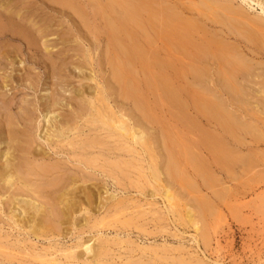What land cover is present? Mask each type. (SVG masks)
Returning a JSON list of instances; mask_svg holds the SVG:
<instances>
[{
  "label": "rangeland",
  "instance_id": "1",
  "mask_svg": "<svg viewBox=\"0 0 264 264\" xmlns=\"http://www.w3.org/2000/svg\"><path fill=\"white\" fill-rule=\"evenodd\" d=\"M29 1L0 0V24L2 25L6 21L5 24L8 23L9 26H12V24L20 25L22 28L29 30L36 39V43L33 46H29L27 41L18 34V36L16 34L13 36L14 33L11 31H8V33L7 30L4 32L0 30L2 32H0V153L6 152L8 145H12L18 138L22 140L19 136L10 138L9 134H11V131L18 133L20 136L27 133V137L30 138L33 147L43 150L48 147L44 150L48 154V157L43 161L39 160L35 162L29 159L34 173L27 175L23 172L24 175L22 174L23 179L30 187L29 190L15 192L12 189V192L18 195V199L22 194L24 198L32 199L33 197H31L30 193L37 190L40 191L39 200L46 205L48 211L54 212V215H51V217L47 216V220L55 230H53V235L43 236L39 239L29 233H25L21 229L24 234L19 228L16 230L17 226H15L12 220L10 221L7 218L8 221H6L5 217H8L9 210L7 206L3 207L1 203L0 232L2 233H0V264H42L43 262V264H52V262L53 264H61V262L62 264H88V261L84 260L85 258L76 259L74 262L66 260L64 252L73 250H75L74 252H80V250H76V243L79 244L78 242L91 238L93 241L102 240V248L105 251L104 253L107 254L98 261V264H264V112L255 107V102H261L264 99V96L260 93L261 89H264V48L261 47L260 43H256V45L249 44L245 39L238 37L241 34L234 32L225 19H223L224 22L221 21L225 27L222 25L215 26L209 22L205 26L208 31H211L209 33L217 32L223 40L237 44L252 71L248 77L245 76L241 77L242 79H238L239 85L246 86L245 96L242 98V104L244 103L245 106L241 109L239 107L236 108L232 104L234 100L222 90L221 81L218 82V78L215 76L216 80L211 76L205 81L206 83L204 82L200 85L202 89L210 90L206 93L207 95L202 94L200 96L201 101L215 102V100H220L225 103V108L235 118L240 119L246 125L254 127L252 133L248 134V132L242 131L236 133L235 137L239 142L237 146H233V144L228 145L229 148L236 151V155L244 157L250 163L249 166L243 167L241 164H236L237 166L234 165L222 169L218 165L216 166L215 163L213 164L212 156L207 149H204L205 147L196 145V142L203 136L205 138L206 133L211 134L214 132V126L212 121H208V119L198 115V110L191 103L192 97H188L187 95L179 96L180 101L185 106L182 112L169 103L162 102V106L160 105L155 111L156 122L154 123L147 122L144 116L137 111L133 101L124 97L120 89L121 87L113 79L112 68L108 64L109 50L106 39L95 32L97 29L100 30L102 28L101 20L95 18L91 6V2L95 0H77L86 8L88 13L87 22H83L78 14L75 15L73 9L66 8L65 10V7L53 3L51 0ZM174 1L185 6L190 5V9H193L191 11L195 12V7L204 1L210 0ZM218 1L239 9L251 20H258L264 23V15L262 14L264 13V0H245V2L247 1L246 3L241 0ZM171 2L173 3V0ZM248 4L249 7H247ZM260 4L263 6L262 8ZM185 15L190 16L189 13H185ZM221 18L223 17L221 16ZM9 22L12 24L10 25ZM48 30L49 32H47ZM229 30L234 34L229 35ZM43 33L47 34V37ZM259 42L264 44V37ZM81 70L85 74L81 73ZM89 80L92 81L89 82ZM188 84L199 88V85L192 83L190 78H187L186 81L181 82L179 85L188 86ZM83 92L87 99V95L98 98L99 100H96V105L99 103L101 105L104 104L102 107L99 105L101 109L99 111L103 112L104 115L107 113L106 116H109L110 121L104 118L102 120L103 124L102 122H98L99 124L96 123L89 127L88 125H84L82 121H79L78 124L74 123L76 122L75 116L76 119L80 114L87 117L90 112L89 107L81 102L78 96V94ZM211 92L213 94H210ZM152 94L147 96L150 102H153L160 95L159 91ZM26 108L27 110H24ZM29 108L30 111H28ZM51 115L55 116L52 117ZM56 116H58V121L55 123H59L57 126L67 123L72 127H80L81 132L75 131L76 133H71L66 139H60L59 141L53 139L51 144L48 143L43 137H45L46 133H52L51 129L56 125L52 121L51 123L48 121L49 119L56 118ZM182 117L194 122L196 129H190L189 124L184 123L185 121L182 120ZM29 118L31 119L29 120ZM33 119L36 121H33ZM116 119L120 121L124 119L127 126L130 125L129 128H139L144 131L147 129L145 132L147 135L149 134V145L144 149L145 151L140 149L142 145H136L137 148L133 147L134 145L131 146L132 140L129 139L131 136L128 134L124 135L123 133L122 140L124 141L117 142L119 140L118 136L121 133L117 130L118 126H115ZM72 123L74 124L72 125ZM109 123H112V125H109ZM108 126L113 129L111 128L109 131L110 128ZM15 128L16 130H14ZM103 129L106 130L104 131ZM9 130L10 132H8ZM167 130H169V133ZM150 131L152 132L150 133ZM164 132L170 134L171 138L175 136V138L178 137L176 138L177 140H182V145L180 141L178 142L183 149H185L184 146H186L187 151L190 149L188 155L190 157H186V160L190 161L189 165L186 161L183 163L184 173H186L184 176L187 178L185 179L184 177L185 183L194 184L192 185L193 187L188 185L190 189L187 188V185H183V187L181 183L173 181L168 174L166 169L167 154L163 138ZM43 140L44 144L42 143ZM95 140L102 141L105 145L104 148L107 149L102 148L103 152L100 149L92 148V151L90 150L91 154H89L88 146L90 145H88V142ZM70 143L74 147L69 146L68 144ZM122 143L124 144V148H126L124 153L117 151L119 144ZM18 146L21 148V145ZM18 146L15 149L17 150V159H20L21 150ZM130 147L131 151L132 148H135V153L127 151V148ZM149 147L150 149L148 150L147 148ZM58 150L60 152H57ZM105 152H109L107 155L110 157ZM83 153L86 154L84 155ZM111 153L113 154L111 155ZM128 154H132L133 156H129ZM192 156L197 157V159L195 157L194 159H190ZM93 157H100L98 164L94 165V168H87L82 161ZM78 160H81V163H78ZM102 161L104 162L102 163ZM124 161L127 163L125 166H123V164H126ZM120 162L121 164H119ZM193 164L194 166L197 165L195 166L196 168L199 167L198 165H202L200 173L204 177L195 172L196 170L194 169L196 168H191ZM42 166L55 167L57 169L50 176V174H45L39 169ZM193 170L198 176L194 174ZM56 174L57 176H55ZM70 177L79 178L78 180H81L80 185H89L87 188L93 186L90 189L93 192L96 190V197H100V201L102 200V203H106V207L98 211L97 208H93L96 205H93L92 210L88 209V215L84 212L77 213V216L75 215L76 218H73L75 225L60 226L56 218L55 205L52 206L53 202L50 198L57 192L56 188L70 180ZM156 177L158 179L161 177V180H158ZM167 188L170 189V192L177 199L178 204L173 211L169 208L170 206L167 204L165 196H163L165 195L163 190H167ZM0 191V194L4 193V190L0 189ZM29 194L30 197L28 196ZM108 195H114L115 201H106V197H109ZM43 196L44 198H41ZM117 200H122L120 207ZM96 201L99 203L98 198H96ZM202 204L208 205L209 210L204 209ZM165 206L166 208H164ZM119 209H122L120 211L121 216L118 215L119 218L115 220L113 216L116 213L118 214L117 211ZM4 210H6L5 213L3 212ZM167 210L168 212H166ZM175 210L177 213L174 212ZM96 211L100 214L97 215ZM189 211H191V216H188ZM92 215L93 217H91ZM102 220H104L103 223L101 222ZM194 238H196L195 241ZM35 252L37 253L35 254Z\"/></svg>",
  "mask_w": 264,
  "mask_h": 264
},
{
  "label": "bare ground",
  "instance_id": "2",
  "mask_svg": "<svg viewBox=\"0 0 264 264\" xmlns=\"http://www.w3.org/2000/svg\"><path fill=\"white\" fill-rule=\"evenodd\" d=\"M241 1L244 3L247 2V1L245 2V0H241ZM248 1H250V0H248ZM51 2L56 3L58 5H61V7H65L64 8L65 10H66V8L73 9L75 15L78 14L79 18L83 22H87V19H88L87 14L88 13L86 11V8L84 6H82L77 0H51ZM91 6H92V10H93L95 18H99L101 20V23H102V28L100 30L97 29L95 32H97L99 35L103 36L106 39V43H107L108 50H109V57L107 59L109 62L108 64H110V67L112 68L111 73H112L113 79L119 84V87H121L120 89L122 90L124 97H126L127 99H130V101H133L135 108L137 109V111L139 113L142 114V116H144V119H146L147 122H149V123L156 122L155 111L157 110V108L160 107L162 102L169 103L171 106L177 108L180 112H182L184 110L185 106L180 101L179 96L180 95H185V96L187 95L188 97L190 96V97H192L191 98L192 105H194L195 108L198 110L197 111L198 115L203 117V118L208 119V121H212L213 126H214V132H212L211 134L206 133L205 138L203 136L198 142H196L197 143L196 145L205 147L204 149H207V151H209V153L212 156V159L214 161L213 164L215 163L216 166L218 165V167H220L222 169L223 168L224 169L229 168V167L234 166L236 164L237 165L241 164L243 167L249 166L250 163L247 160H245L244 157L236 155V151L234 149L229 148L228 145L233 144V146H237V144L239 142H238V140H236L237 139L235 137L236 133L242 131V132H248V134H249V133H252L254 131V127H252L251 125H248V124L246 125L240 119L235 118L233 116V114H231L229 111H227V109L225 108V105H224L225 103L221 102L220 100L219 101L215 100V102L214 101H211V102L201 101L200 96L202 94L207 95L206 93H208V91H210V90L209 89L207 90L204 88L202 89L200 85L202 83H204L211 76H213V78L215 80H216V78H218V82L221 81L222 90L229 97H231V99L234 100L232 102V104H234L236 106V108L239 107L241 109L245 106L244 103L242 104V98H244V96H245V91H246L245 87L246 86L244 87L242 84L239 85L238 79L241 77H245V76L248 77L250 72H252L251 67L248 66V62L244 59V57H243L240 49L238 48L237 44L223 40L218 35L219 33H217V32L212 33V34L209 33L211 31H208L205 28V26H206L207 22L213 23L215 26L216 25L224 26L222 22H224L223 19H225V21H227V24L230 26V28H232V30L234 32H239L241 34V35H238V37L245 39V41L249 44L256 45V43H260L261 47L264 48V44H262V42H259V40H261V38L264 37V23H262L258 20H251L239 9H235V8H233L227 4L219 2L218 0H210V1H204V2L200 3L197 7H195L196 8L195 12L191 11L192 8L190 9V5L185 6L184 4L176 3L174 0H173V3L171 2V0H95V1L91 2ZM260 6H261V8L263 7L261 4H260ZM247 7H249V4ZM29 8H30V6H29ZM90 9H91V7H90ZM31 12H33V11H31ZM185 13H189L190 16L188 17L187 15H185ZM33 14H35V13H33ZM262 14L264 15V13H262ZM20 15H21V13H20ZM221 16L223 18H221ZM91 17H93V16H91ZM26 21H27V19H26ZM5 22H4V24L1 22L2 25L0 24L1 25L0 30H3V32L6 30H7V32L11 31L12 33H14L13 36L15 34L16 35L18 34L19 36L23 37L24 40L27 41L29 46H33L36 43L35 37L31 34V32L29 30H27L26 28H22L20 25L12 24L10 22L9 23H10V25L12 24V26H9V24L8 23L5 24ZM29 22H31V21H29ZM37 23H38V21H37ZM45 25H46V21H45ZM47 32H49V30ZM43 34H45V33H43ZM233 34L234 33L231 30H229V35H233ZM46 35L47 34H45V36ZM228 39H230V38H228ZM44 41H46V40L44 39ZM42 52H44V51H42ZM103 64H104V62H103ZM99 65H101V64H99ZM81 73H84V72L82 71ZM111 73L109 72V74H111ZM89 75H90V73H89ZM141 77H142V79H141ZM187 78H190L192 80V83L198 84L199 88H197V86L192 87L189 84H188V86L179 85L181 82L186 81ZM90 81H92V80H89V82ZM102 82H103V80H102ZM188 83H191V82H188ZM113 88H114V86H113ZM157 91H159L160 95L157 96L153 102H150L147 99V96L151 95L153 92H157ZM260 93H261V95L264 96V89H261ZM210 94H213V93L211 92ZM102 95H104V94H102ZM78 96H79L81 102L85 103L89 107L90 112L87 115V117H86V115L84 117L83 115L80 114L77 116V119H76V116H75L76 122H74V123L78 124L79 121H82L84 123V125H88V127H89V126H92L98 122H100V123L102 122V124H103L102 120L104 118L107 120L110 119L109 116L108 117L106 116L107 113H106V115H104L103 112L99 111V110H101L100 106L102 107L104 104L101 105L99 103V104H97L98 106L100 105L98 107L96 105V100L97 101L99 100L98 98H96V97L93 98L92 96L89 97L87 95V97H88V99H87V98H85L84 92L78 94ZM221 96H223V95H221ZM74 98H75V96H74ZM181 98H182V96H181ZM51 99H53V98H51ZM101 100H103V99L101 98ZM101 103H102V101H101ZM129 103L131 104V102H129ZM125 104H126V102H125ZM232 104H230V105H232ZM229 107H231V106H229ZM255 107L258 110H261V112H264V99L261 102H255ZM72 108H73V106H72ZM103 108H105V107H103ZM233 108H235V107H233ZM24 110H27V108ZM28 111H30V108ZM34 111H35V109H34ZM51 116L54 117L55 115L54 116L51 115ZM37 117H38V114H37ZM116 117H118V116H116ZM132 117H133V115H132ZM20 118H22V117H20ZM57 118H58V116H56V118L49 119L48 122L51 123V121H52L53 123H55L56 121H58ZM30 119L31 118H29V120ZM66 119H67V117H66ZM34 120L35 119H33V121ZM112 120H115V119H112ZM116 120H117L115 122L116 124L115 123L114 124H115V126L116 125L118 126L117 130H118V132L121 133L118 136V138H119V140L117 141L118 143L124 141V140H122L123 133H124V135L128 134L131 136L129 138L132 140L131 146L134 145L133 147L137 148L136 145H142V148H140L141 150L142 149L144 150L146 147H148V145H149V143H148V139H149L148 137L149 136L148 135L149 134L147 135V133L145 132L147 129L144 131V130L139 129V128H132V127L129 128L130 125L127 126L124 119L122 121H120L118 119H116ZM126 120H128V119H126ZM182 120L185 121L184 123L189 124L190 127L189 126L188 127L190 129H196L194 122L186 120V118H183ZM60 122L62 123V121H60ZM74 123H72V125ZM7 124H8V122H7ZM33 124H34V122H33ZM58 124L59 123L54 124L56 126L51 129L52 133H50V132H49L50 134L46 133L45 137H43V139L50 144L53 142V139L54 140L57 139L59 141L60 139H66L67 137H69V135L71 133L73 134L75 131L81 132L80 127H77V126L72 127V126H69L67 123H65L64 125L57 126ZM104 124H106V123L104 122ZM109 125H112V123L111 124L109 123ZM111 128L109 129V131L111 130ZM14 130H16V128ZM82 130H83V128H82ZM168 131L169 130H167V132ZM8 132H10V130ZM151 132L152 131H150V133ZM10 133L11 134L8 133L10 138H13L14 136H16V137L19 136L20 138H22L23 142L21 139L18 138V140H16L12 145H10V144L8 145V150L6 152L0 153V189L4 190V193L0 194V204L2 203L3 207H5V206L8 207L9 215H7L8 217H5L6 221H8L7 218L10 219V221L12 220L15 223V226H17L16 230L18 228L20 230L22 229L25 233H29L37 239H39L43 236L53 235L54 234L53 230H55V228H53V226L51 224H49V222L47 220V216L49 215V217H51V215H54V212H51L50 210L48 211L46 208V205L41 203V201L39 200L40 199V195H39L40 191L37 190V191L30 193L32 195L31 197H33L32 199H29L26 197L24 198L22 193H20V194H22V196L19 197V199H18V195L14 194V192H12V189L15 192L16 191L17 192H24L25 190H27V191L29 190L30 187H29L28 183L25 182V180L23 179L22 174L24 175V173H25L27 175H29V174L31 175L32 173H34V171H32V165H31V162L29 161V159H32L35 162L39 161V160L43 161L46 157H48V154L44 151L48 147H46L44 150L41 148H38V147H33V144L31 142L30 138L27 137V133H26V135H21V136L14 131H11ZM33 133H34V131H33ZM168 133L164 132V136H163L164 143H165L164 144L165 151L167 154L166 169L168 171L170 178L173 181H176V183L177 182L181 183L182 186L187 185V188L190 189V187H188V185L192 186L194 184L193 183L192 184L191 183H189V184L185 183V179H187V178L184 176V175H186V173H184V168H183L184 167L183 166L184 161H186V163L188 162V165H189L190 161L186 160V157L187 158L190 157V156L188 157L190 149L187 148L188 149V151H187L186 146H184L185 149H183V147H181V145L183 143V142L181 143L182 140L181 141L179 139L177 140L176 138H178V137L175 138V136H174V138L173 137L171 138V135ZM21 134H23V133L21 132ZM80 135H82V134H80ZM99 135H100V133H99ZM116 137H117V135H116ZM6 138H8V137H6ZM40 138H41V136H40ZM101 138H102V136H101ZM227 138H229V139H227ZM76 139H78V138H76ZM91 139H93V138H91ZM44 140L42 142L43 144H44ZM158 140H160V139H158ZM178 141H180L181 145ZM34 142H35V140H34ZM81 143H83V142H81ZM122 144H119L117 151L124 153L126 151V148H124V144L123 145ZM18 145H21V148ZM68 145L71 147H74V145L72 143H70ZM88 145H90V146H88L89 149L87 147L86 148L89 150V154H91L90 150L92 151V148L93 149H100V150H102V148L107 149V148H104L105 145L102 143V141H98V140L90 141V142H88ZM17 146L21 150L20 159H17V154H16L17 150L15 149ZM0 147H1V145H0ZM84 147H85V145H84ZM150 147L147 149L149 150ZM135 148H132V151L130 150L131 147L127 148V151L135 153ZM138 149H139V146H138ZM140 149H139V151H140ZM71 150H73V149H71ZM114 150H116V149H114ZM154 150H153V152L156 151V150L155 151ZM57 152H60V151L58 150ZM63 152H65V151L63 150ZM73 152H75V151L73 150ZM70 153H71V151H70ZM77 153H80V152H77ZM87 153H88V151H87ZM99 153H101V152L99 151ZM108 153H106V155ZM137 153H138V150H137ZM112 154L113 153H111V155ZM103 155H105V154H103ZM128 155L130 156L132 154H128ZM128 155H126V156H128ZM93 156H95V155H93ZM107 156H109V155H107ZM77 157H79V156H77ZM194 157L195 156H192L190 159H192V158L194 159ZM137 158H138V156H137ZM195 158L197 159V157H195ZM207 158H208V156H207ZM86 159L85 160L82 159L83 160L82 162L84 163V165L87 168H94V165L98 164L100 157H93V158H90L87 160ZM128 159H132V158H128ZM139 159H142V158H139ZM143 159H144V157H143ZM155 159H157V158H155ZM116 160H118V159H116ZM116 160H114V161L118 162ZM48 161H49V159H48ZM78 161H79L78 163H81V160H78ZM104 161H106V160H104ZM104 161H102V163ZM119 161H120V159H119ZM136 162H137V160H136ZM197 162L199 163V161H197ZM39 163H43V162H39ZM76 163H77V161H76ZM155 163H156V160H155ZM59 164H61V163H59ZM119 164H121V162ZM125 165H127V163L123 164V166H125ZM156 165H157V163H156ZM188 165H186V166H188ZM195 166H197V165H195ZM195 166L193 164L191 166V168L194 169V168H196ZM198 166L199 167H197L194 170H196L195 172L198 175L199 174L202 175V173H200V170L202 171V165L201 166L198 165ZM114 167H116V166H114ZM250 167H251V165H250ZM58 168H60V167H58ZM130 168H131V165H130ZM39 169H41V171L43 173L50 174V176H51L52 172L55 171L57 168H55V167L49 168V166H42ZM84 169H86V168L84 167ZM94 170H97V169H94ZM112 170H113V168H112ZM127 170H128V168H127ZM194 170H193V172H194ZM195 172H194V174L196 176H198ZM159 174H160V172H159ZM41 175H43V174H41ZM45 176H47V175H45ZM55 176H57V174ZM73 176H75V175L73 174ZM103 176H104V174H103ZM121 176H122V174H121ZM156 176H158V174H156ZM184 177H185V179H184ZM201 177H204V176L202 175ZM64 178H66V177H64ZM78 179L79 178H71L66 183H63L62 185H60L59 186L60 188L57 186L59 189L56 188L57 192H55L54 195L52 196V198H50L53 202L52 206L55 205V208H56L55 213H57L56 218H57L60 226H67V225L72 226V224H74L73 218L75 217V215L77 213L79 214L81 212L87 213V215H88V212H89V210H92L93 205H96L93 208H97L98 211L100 209H102V208L104 209V207H106V205H105L106 203L105 204L102 203L101 202L102 200L100 201V197H96V194H97V193L95 194L96 190L93 192V190L90 189V188H93V186L87 188V186H89V185H86V186L80 185L81 180L79 181ZM112 179H113V176H112ZM115 179H116V177H115ZM158 180H161V177ZM112 181H114V180H112ZM82 182H83V180H82ZM85 184H87V183H85ZM163 186H164V184H163ZM194 188H195V186H194ZM164 189H165V187H164ZM161 190H162V188H161ZM163 191L165 193V195H163V196H165L164 198H166L167 204L170 206L169 208L173 211V209L178 204L176 201L177 199L174 197L173 193L170 192V189L167 188V190H163ZM30 194L28 195L29 197H30ZM42 194H43V192H42ZM103 194H105V193L103 192ZM121 195H122V193H121ZM41 198H44V196ZM96 198L99 199V203L96 201ZM106 201H109V202L115 201L114 195L106 197ZM117 202H118V206L120 207V205L122 204V200H117ZM202 206H204L203 207L204 209L209 210L208 205L202 204ZM111 207H112V205H111ZM164 208H166V206ZM200 209H202V208H200ZM168 210L166 212H168ZM5 211L6 210H4L3 212L5 213ZM120 211H122V209H119L117 211L118 214L116 213L113 216V218H115V220L117 218H119L118 215L121 216ZM174 212H176V210ZM99 214L100 213H98L97 215H99ZM188 214H189L188 216H191V211H189ZM3 216H4V214H3ZM171 216H172V214H171ZM91 217H93V215ZM89 219H92V218H89ZM75 220H77V219H75ZM53 221H55V220H53ZM94 221H95V219H94ZM103 221L104 220H102L101 222L103 223ZM194 222H195V220H194ZM127 223H129V222L127 221ZM6 224H8V223H6ZM195 226H196V223H195ZM9 227H11V226L9 225ZM94 227H96V226H94ZM102 228H105V227H102ZM96 229H97V227H96ZM22 230H21V232H22ZM62 230H63V228H62ZM16 232H18V231H16ZM24 232H22V233H24ZM0 233H2V232H0ZM55 236H57V235L55 234ZM103 236H105V235H103ZM60 237H61V235H60ZM195 240H196V238H194V241ZM101 241L102 240H94L93 241L92 238L85 240L83 242L80 241L82 243H80V242H78L79 244L76 243V245H77L76 250L78 249V250H80V252H74L75 250L68 251V252L66 251V252H64V257L66 260H70L73 262L76 259H82V258L84 259L85 258L84 260H87L88 264H98V261L104 255H107L104 253L105 251L102 248V242ZM94 242H96V243H94ZM6 244H8V243H6ZM15 245H17V244H15ZM55 251H58V250H55ZM156 251H158V250H156ZM156 251H154V252H156ZM36 253L37 252H35V254ZM33 255H34V253H33ZM36 256H38V255H36ZM2 258H4V257H2ZM7 261H9V260H7ZM51 261H54V260H51ZM4 262H2V263H4ZM202 262H203V260H202ZM52 264H53V262H52ZM61 264H62V262H61Z\"/></svg>",
  "mask_w": 264,
  "mask_h": 264
}]
</instances>
